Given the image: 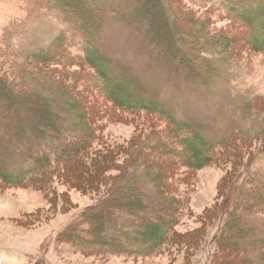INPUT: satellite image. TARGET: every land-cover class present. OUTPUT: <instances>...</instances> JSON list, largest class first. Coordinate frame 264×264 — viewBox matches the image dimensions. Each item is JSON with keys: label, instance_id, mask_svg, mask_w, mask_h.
Returning a JSON list of instances; mask_svg holds the SVG:
<instances>
[{"label": "rangeland", "instance_id": "374dc122", "mask_svg": "<svg viewBox=\"0 0 264 264\" xmlns=\"http://www.w3.org/2000/svg\"><path fill=\"white\" fill-rule=\"evenodd\" d=\"M89 1L92 5L103 6L108 10L96 39L97 48L130 75L144 98L165 106L180 122L199 124L202 134L211 142L228 134L235 135L238 132L239 135H246L253 131L252 121L248 118L251 110H245L244 104L253 98L252 106L262 108L264 54L252 52L247 45L250 37L248 33H251V38H257L255 21L249 24L245 21L243 26L231 18V14L220 3L248 7L264 4V0H179L178 8L173 0H168L169 11L173 16L169 20L171 34L170 38L159 37L163 38L164 43L171 38L178 42L185 53L184 57L199 68L200 74L205 72V63L201 62L195 47L205 44V41L211 42L209 37L208 40L204 39L203 30L213 31V38L217 32H223L219 38L226 45L222 46L221 51L230 57L228 59L232 64L211 83L199 87L169 79L140 51L138 37L111 12L129 11L134 5L133 0ZM81 10L82 5L78 0H0V63L4 64L0 71L10 70L13 76V83L8 85V89L1 90L2 123L19 129L26 127L40 130L46 123H54L49 111H54L60 104L65 107L66 99H71L73 108L77 109L83 105L81 99L100 108L109 105L90 86L94 77L81 62L84 49L81 21L87 19L77 16ZM164 15L168 16L166 10ZM189 16L196 19L195 24L188 21ZM161 17L153 20V24L160 22ZM145 24L152 26L148 19ZM24 59H28L30 65L34 63L31 67H25L28 72L23 75L19 73L17 77V68L14 69L10 62L18 61L24 68L21 62ZM50 61L57 66H51ZM5 64L10 66L4 68ZM34 69L42 74L33 75ZM60 70L65 72L63 77ZM48 74L54 76V82L53 78L48 79ZM58 81L70 86L64 89L67 96L52 91ZM115 114L117 117L111 119L100 114L101 122L104 123L102 139L106 148L113 144L133 147L137 141L142 142V137L150 136L151 132L157 137L165 127L164 119L161 118L162 123L156 122L155 117L144 112ZM20 137L25 139L8 151V158L2 160L7 171L12 174L31 167L44 151V147L38 146L33 139ZM154 137L152 139L155 141ZM240 141L236 135L235 145L239 146ZM256 147L257 143L252 142L242 149L247 152L244 158L253 154ZM127 156H118L116 164L123 166ZM178 158L177 155L175 159ZM258 167L264 179V163ZM233 168V163L227 160L223 164H210L197 171L183 168L175 170L171 176V186L178 198L180 217L174 231L182 234L199 229L195 238L200 240L190 249L183 244L176 246L172 243L162 252L145 258L113 253L88 254L74 243L60 239L69 224L99 199L103 187L76 190L57 183L53 178L42 186V190L32 185L18 187L0 184V264H205L207 255L202 247L206 241L208 244L213 231L223 228L221 200L230 189ZM108 175H115V172ZM240 183L243 184V178ZM122 186L119 189L121 195L118 197V206H126L127 201H133L131 184L123 183ZM144 190L148 196L155 197L150 187ZM129 222L132 221L127 215L112 211L107 214L106 227L103 226L98 233L108 241L110 237H116L113 233L115 229H126ZM244 224L262 230L264 217L251 213L245 217ZM227 235L225 240L229 243L233 238ZM95 236L97 234L91 238L95 239ZM221 258L226 264H233V249L230 246L224 248ZM253 261L257 264L256 260Z\"/></svg>", "mask_w": 264, "mask_h": 264}, {"label": "trees", "instance_id": "16d2710c", "mask_svg": "<svg viewBox=\"0 0 264 264\" xmlns=\"http://www.w3.org/2000/svg\"><path fill=\"white\" fill-rule=\"evenodd\" d=\"M78 1L82 10L77 16L87 17L81 21L84 33L81 62L94 77L90 86L102 95L110 106L100 108L81 99L83 105L77 109L73 108L71 99H66L65 107L60 104L61 107L49 111L54 123H46L40 130L10 127L0 121V184L18 187L32 185L33 188L42 190V186L53 178L57 183L76 190L103 187L99 199L69 224L61 233L60 239L74 243L88 254L113 253L145 258L162 252L172 243L176 246L183 244L190 249L200 240L195 238L199 229L182 234L174 231L180 217L178 198L172 192L171 186V176L175 170L183 168L197 171L210 164L220 165L229 160L234 166L233 181L221 200L223 228L213 231L208 244L206 241L207 245L202 247L207 255L205 264H226L221 257L223 249L228 246L233 249V264H255L253 260H256L257 264H264V229L259 230L255 226L244 224L245 217L251 213L264 217V179L258 167L260 163H264V117L260 118L264 116V103L262 108L257 109L252 106L253 98L244 104L245 110H251L248 118L254 127L252 132L240 130L247 134L239 135L237 132L235 135L228 134L216 142L208 141L199 124L180 122L165 106L144 98L130 75L99 51L96 39L108 10L103 6L92 5L89 0ZM133 1L134 5L129 11L111 12L138 37L140 51L169 79L184 81L194 87L205 86L232 64L228 59L230 57L221 51L222 46L226 45L219 38L223 32H217L213 38V31L205 29L204 39L208 40L209 37L211 42L205 41V44L195 47L201 62L205 63V72L200 74L199 68L194 67L190 60L184 57L185 53L178 42L172 38L167 43L162 42L161 37L170 38L171 34L169 20L173 16L169 11L168 0ZM173 1L178 8L179 0ZM220 4L231 14V18L243 26L245 21L248 24L255 21L257 38H251V33H248L250 37L247 39V45L252 52L264 54V4L257 3L248 7ZM164 8L168 12V18L164 15ZM157 16L163 18L153 24V20L158 19ZM147 19L152 22L151 27L145 24ZM188 21L195 24L196 19L189 16ZM198 25L201 29V24ZM161 49L163 52H160ZM14 60L10 65L12 64L14 69L17 68V77L28 72L25 67H31L34 63L31 62L30 65L28 59L21 60L25 65L22 68L21 63ZM49 64L57 66L52 61ZM2 65L4 64L0 63V67ZM6 66L9 67L5 64L4 68ZM5 72L0 71V97L3 96L1 90L8 89V85L13 83L11 71ZM40 73L34 69L33 75ZM63 73L65 72L60 70L62 77ZM47 77L49 80L53 78L54 82V76L48 74ZM59 83L58 81V87H53L52 91L67 96L64 89L70 86ZM120 112H144L155 117V121L160 123L164 119L163 133L154 137V132H151L150 136L142 137V142L137 141L133 147L128 144H113L106 148L102 139L104 123L100 117L105 115L111 119L117 117L115 113ZM236 135L241 140L239 146L235 145ZM20 136L33 139L38 146L44 147V151L34 160L31 167L18 174H12L7 171L2 160L8 158V151L25 139ZM252 142H256L257 147L253 154L244 158L247 152L242 149L250 146ZM123 155H128L125 158L129 160L126 159L127 162L120 166L116 164V160L118 156L123 158ZM177 155L179 158L176 160ZM112 171L115 175H108ZM240 177L243 178V184L240 183ZM123 183L131 184L133 201H127L126 206H118V197L121 195L119 189L123 187ZM147 187L153 190L154 198L145 193L144 188ZM112 211L127 215L132 222L127 223L126 229H115L113 233L116 237H110L107 241L102 239L99 233L103 226L106 227L107 214ZM94 234H97L95 239L91 238ZM227 234L233 238L229 243L225 240Z\"/></svg>", "mask_w": 264, "mask_h": 264}, {"label": "bare ground", "instance_id": "6f19581e", "mask_svg": "<svg viewBox=\"0 0 264 264\" xmlns=\"http://www.w3.org/2000/svg\"><path fill=\"white\" fill-rule=\"evenodd\" d=\"M23 104H24V103H23ZM29 106H30V105H29ZM29 106H28V107H29ZM24 108H25V107H24ZM38 108H39V107H38ZM23 113H24V112H23ZM25 113H26V112H25ZM24 115H25V114H24ZM26 116H27V115H26Z\"/></svg>", "mask_w": 264, "mask_h": 264}]
</instances>
